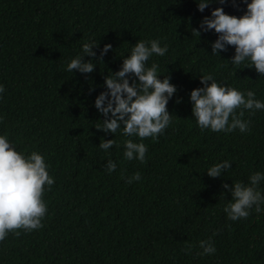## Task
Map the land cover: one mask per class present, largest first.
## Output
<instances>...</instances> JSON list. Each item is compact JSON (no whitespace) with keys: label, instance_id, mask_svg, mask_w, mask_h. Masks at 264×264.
<instances>
[{"label":"trees","instance_id":"1","mask_svg":"<svg viewBox=\"0 0 264 264\" xmlns=\"http://www.w3.org/2000/svg\"><path fill=\"white\" fill-rule=\"evenodd\" d=\"M237 2L201 13L194 0H0V135L18 152L42 154L55 180L43 197L44 226L9 234L0 242V264H264V211L253 208L247 219L231 221L223 211L231 195L222 188L264 174V111H244L249 132L201 131L190 101L191 91L203 87L200 76L210 73L264 102V76L227 61L234 47L219 57L211 54L214 30L192 34L217 7L242 16L246 4ZM154 39L168 51L147 66L158 64V78L169 75L177 91L167 105L169 127L158 140L142 141L148 151L141 164L124 158L122 129L113 135L95 128L105 119L95 99L132 46ZM92 41L97 57L83 59L96 65L93 73L68 72ZM105 44L112 49L99 61ZM101 138L116 145L105 152ZM108 160L117 165L111 174ZM225 160L230 169L207 175ZM136 172L142 179L126 183ZM209 239L216 252L197 255L199 242Z\"/></svg>","mask_w":264,"mask_h":264},{"label":"clouds","instance_id":"2","mask_svg":"<svg viewBox=\"0 0 264 264\" xmlns=\"http://www.w3.org/2000/svg\"><path fill=\"white\" fill-rule=\"evenodd\" d=\"M194 2L201 13L213 3L223 5L230 2L233 7H238L237 0ZM242 2L246 4V11L242 16L226 14L223 7H217L211 11L210 17L205 16L201 20L199 29H193L192 34L200 37L202 32L214 30L218 38L211 44V54L219 56L220 52H226L232 46L235 54L227 61L237 68L240 65L254 68L259 76H264V0ZM97 47L98 44L94 41L84 43L83 55L72 59L67 64V71L93 73L96 65L91 59L85 62L83 57L96 58L97 53L93 49ZM111 49V44H105L97 59L103 61V57ZM167 51V45L161 47L158 39L138 40L132 46L130 55L123 59L120 70L104 77L106 91L95 99V108L105 118L102 127L95 128L113 135L122 129V135L128 137L123 142L124 158L128 161L145 163L148 148L142 141L148 138L158 140L172 122V114L167 105L177 91L176 86L170 83L169 75H165L163 80L158 78V64L147 66L153 55L164 56ZM200 83L203 87L191 91L190 101L192 117L201 131L210 129L212 132L230 133L239 129L241 133L249 132L251 122L241 119L244 111L252 114L264 111V102L257 100L256 93L252 90L244 92L234 87L222 86L210 73L200 76ZM4 91L3 85H0V94ZM179 102L178 100L177 103ZM132 138H138V141ZM114 145L115 139L101 138L98 148L107 152ZM231 166L232 163L225 160L209 167L206 173L211 178H217ZM49 167L42 154L36 151H32L30 155L18 152L7 134L0 135V242L5 241L9 234L19 237L22 231L30 233L44 226L42 220L47 215L48 207L43 197L45 191H51L55 183L49 174ZM104 167L111 174L117 165L108 160ZM141 179V173L136 172L126 183L132 184ZM262 181L264 174L255 172L248 177V183L237 181L231 186L222 184V188L231 195L230 202L223 209L228 219H247L253 208L256 213L264 211V193L259 190ZM192 247L187 244L185 253H190ZM199 247L203 249L197 254L200 256L216 252L210 239L201 240Z\"/></svg>","mask_w":264,"mask_h":264}]
</instances>
